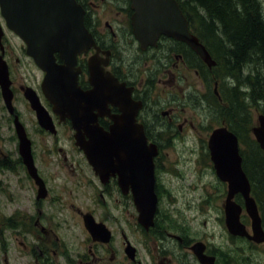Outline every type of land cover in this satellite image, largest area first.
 Masks as SVG:
<instances>
[{
    "label": "flooded vegetation",
    "instance_id": "obj_1",
    "mask_svg": "<svg viewBox=\"0 0 264 264\" xmlns=\"http://www.w3.org/2000/svg\"><path fill=\"white\" fill-rule=\"evenodd\" d=\"M126 1L128 2V8L123 17L126 19L127 25L125 27L123 24V30L126 31L127 37L135 44V51L144 56L142 68L136 71L121 59L116 60L115 46L107 42L104 31H100L98 22L90 16V8L85 1L77 0L84 10V26L94 43L91 48L77 56L76 68L80 70L77 75V86L83 92L92 90L89 69L92 66L91 58H95V68L103 76L112 77L119 84H124L125 88L130 89L132 101L141 103L134 122L143 129L146 139V147L144 148L153 150L152 147L155 146L156 153L149 154L151 151L142 153L144 154L143 157L125 162L124 164L128 166V170L121 171L118 168L112 172L109 169L110 167H106L102 175L96 174L84 153L75 146V131L72 128L71 119L68 117L61 119L60 115H56L52 111V105L44 98L41 91L43 74L40 80L42 96L37 94L33 87L30 88L35 91L42 106L51 116L55 132L51 133L41 127L39 132L56 137L60 132L70 131L75 151L61 154L48 152L37 155L33 148L32 139H30L20 120L19 112L13 105L15 94L13 81H11L13 113H9L7 110L8 116L13 126L14 119L17 117L24 127L27 138L31 143V155L35 171L44 186V196H41L39 185L28 174L19 155V142L17 141V163L23 176L32 184L34 189V199L31 201L32 210L26 211L23 209L21 217L22 228L19 245L24 252L25 263L230 264L232 259L229 253L210 243L204 233H197L196 236L192 237L190 235L191 231L185 228L184 223H174L170 219H163L160 216L161 206L170 205V202H172L171 205H176V198L168 194L169 182L174 181L176 183L185 180L187 173L194 175L193 182H197L200 179L198 174L201 168L200 161L197 158L185 159L176 155V151L170 157L169 144L174 138L178 139L179 136H173L172 138L168 136L166 141L159 136L166 128H177L179 132H182L187 123L192 125V119L177 114V109L170 102L165 108L156 107L151 97L152 94H150L154 82H160L167 88L172 85L170 79L174 83L176 78L180 79L178 73L190 70L199 77L203 86L207 87V79L215 76L216 62L214 66L208 67L185 43L165 36H159L155 46L141 49L132 33L131 16L133 11L130 8L129 0ZM106 26L110 29L111 36L114 37L115 34H113L111 26L109 24H106ZM211 59L215 61L212 56ZM57 62L61 63L58 59ZM133 65L137 66L135 62ZM156 74L162 75L158 81L155 77ZM25 89V85H21L19 88L22 94ZM212 92L214 97H217L215 88ZM176 107H178L177 104ZM103 112L104 114L100 115V110L93 109L92 114L96 117L94 124L108 131L113 124L111 117L120 115V112L117 107L111 104H107ZM212 113L214 112L210 111V115ZM89 125H92V123ZM221 126L227 128L224 122L216 128ZM85 140H88L86 135ZM205 143L210 173L225 190L226 198L227 185L216 176L213 163L210 160L207 140ZM6 155L7 152L0 151V162L6 159ZM150 155L152 156L150 163L152 174L149 171L148 157ZM52 157V161H49ZM4 164L5 162H1V165ZM113 164L117 165L116 162ZM50 166H54L57 175L60 173L62 176V185L57 194L59 198L56 197V192L49 183V177L53 176L54 173L51 174L47 170L46 172L43 170V168H49ZM150 185L157 200L153 219H138L136 204L138 202L145 205L147 197H144L143 193L149 191ZM199 185L198 182L189 186L197 188ZM69 186L80 188L81 191L72 196V193L67 189ZM176 186L181 190L183 189L181 183H176L174 187ZM208 186L214 187L213 182H209ZM74 200L76 205L73 203ZM237 200L242 202L240 196L237 197ZM196 201V199H193V205L186 208L196 213ZM200 201L201 198L199 203ZM122 205L133 210L131 215L133 219H121ZM182 207H185V205L182 204ZM221 213H224V209L221 210ZM14 215H11V217ZM199 217L200 214L194 219L198 222L201 220L198 219ZM216 220L222 226L226 235L223 244L220 246L227 247V244L232 246L233 238H239V240L241 239L255 246L264 245V243L254 244L245 237H234L228 232L224 217ZM241 222L250 234L251 231L244 223L245 220L241 219ZM206 223L205 220L202 222L203 227H206ZM213 234L212 231L209 235L212 236Z\"/></svg>",
    "mask_w": 264,
    "mask_h": 264
},
{
    "label": "water",
    "instance_id": "obj_2",
    "mask_svg": "<svg viewBox=\"0 0 264 264\" xmlns=\"http://www.w3.org/2000/svg\"><path fill=\"white\" fill-rule=\"evenodd\" d=\"M129 1L133 11L132 33L141 49L155 46L158 37L165 36L185 43L208 67L215 65L206 47L189 31L188 22L176 0ZM0 15L6 28L25 44V54L44 74L41 83L44 98L61 119H71L75 146L84 153L96 174L102 175L106 167H110L112 172L118 168L121 171L128 170L125 162L143 157L142 153H156L155 146L153 150L144 148L146 139L143 129L134 122L141 103L132 101L130 89L125 88L124 84H119L112 77L103 76L95 68V58H91L92 66L89 69L92 90L83 92L77 86V75L80 72L76 68L77 56L94 43L83 24L84 11L76 0H0ZM2 37L0 26V91L6 109L13 113V93L8 67L3 59ZM23 95L35 113L38 125L54 133L51 116L35 91L27 87ZM107 104L117 107L120 115L111 117L113 124L105 131L94 124L96 117L92 112L93 109L100 110L99 114L103 115ZM14 127L19 142V155L28 174L39 185V193L44 196V186L33 165L31 143L17 117L14 119ZM250 131L264 155V114L256 116V124ZM207 148L216 176L227 185L223 209L228 232L256 244L264 243L262 218L251 196L250 181L242 168L237 136L225 126L218 127L210 133ZM151 157H148L150 174ZM237 195L242 198L243 206L235 201ZM143 196L147 197L145 205L136 204L138 219H153L157 200L151 185ZM243 212L250 220L251 234L241 222Z\"/></svg>",
    "mask_w": 264,
    "mask_h": 264
},
{
    "label": "rangeland",
    "instance_id": "obj_3",
    "mask_svg": "<svg viewBox=\"0 0 264 264\" xmlns=\"http://www.w3.org/2000/svg\"><path fill=\"white\" fill-rule=\"evenodd\" d=\"M89 6L92 19L98 22L100 31H104L105 39L108 43L113 44L116 48V60H122L124 63L130 65L134 70L139 71L142 68L144 56L135 51V44L127 37L126 31L123 30V24L127 25L126 19L123 15L128 8L126 0H83ZM264 14V0H259ZM106 24L111 26L114 37L111 36L110 29ZM0 26L3 31L2 46L4 49L3 59L5 60L10 80L13 81L14 94L13 105L19 112L20 120L23 123L30 139L33 142V148L37 155L41 153L54 152L55 154L70 153L75 151L73 139L70 131L66 130L64 133L58 134L56 137L50 136L40 131V126L37 123L35 114L31 110L29 103L24 98L19 90L21 85L26 87H33L37 94L40 92V80L43 73L34 65L24 52V46L21 40L11 33L5 27L4 20L0 15ZM130 42V43H129ZM136 63V67L133 63ZM215 71V70H214ZM244 73V72H243ZM180 79L176 78L174 83L171 81L167 88L160 82L153 83V89L150 90L152 99L156 107H167L168 103H172L175 107L176 113L180 116H186L192 119V125L187 123L183 127V131L179 129H164L160 133V137L165 141L169 136H179L174 138L169 144L170 157L176 151L181 157L198 159L200 161V179L194 181V175L187 173L185 180L177 181L176 183L183 184V189L175 186V182H169L168 194L176 198V205H164L160 208V216L163 219H170L174 223H184L185 228L191 231V236H196L197 233H204L208 241L217 245L221 250L228 252L231 256L232 262L230 264H264V245L255 246L248 244L239 238L232 239V246L227 244V247L220 246L223 244L226 237L222 226L216 219H223L224 213L222 205L225 199V190L219 184L214 176L210 173L208 165V157L206 155V143L208 134L212 129L219 126L222 122L226 124L229 122L234 130H236L245 145H240V151H246L249 148L248 144L252 140L255 142L250 128L256 124V116L259 113L256 106L248 104L246 100V112H234V104H225L222 102V94L231 96L232 88H238V95L240 92L247 96L248 91L243 87L249 85L244 81V75H238L236 72H227V70L215 71L213 78H208L207 87H204L199 77L193 71H186L178 73ZM157 81L161 74L155 75ZM165 77V76H164ZM217 92V97H214L213 90ZM189 90V91H186ZM252 91H250L251 93ZM234 103V102H233ZM176 104L178 107H176ZM210 111H213L210 115ZM247 115V120L241 119ZM210 115V116H209ZM9 138V139H8ZM17 138L14 132V126L9 119L8 111L4 105L0 92V151L7 152L6 159L1 160L5 162L1 165L0 162V264H26L24 252L21 250L20 237L23 215V209L26 211L32 210L31 201L34 199V189L32 184L23 176L22 170L17 163ZM257 144V143H256ZM53 157L49 159L52 161ZM210 163V162H209ZM48 168V167H47ZM43 168L44 172L51 173L50 186L56 192V197L59 198L58 191L62 185V176L56 172L54 166L48 169ZM258 168V170H257ZM264 169V166H263ZM256 176L260 178L258 172L260 168H254ZM262 170V168H261ZM264 175V174H263ZM261 179V178H260ZM199 187L189 186L193 183H198ZM209 182H213V186H208ZM261 182L257 183L260 187ZM67 189L75 196L80 188L67 187ZM196 191V192H195ZM195 196V198H194ZM201 201L199 203V199ZM193 199H196V213L186 208L193 205ZM75 205V200L73 202ZM182 204L185 207H182ZM17 213L16 215H14ZM20 214V216H19ZM133 210L122 205V218L133 219ZM200 214L196 221L194 219ZM11 215H14L11 217ZM19 216V217H18ZM206 221V227H203L202 222ZM245 224L250 231V220L246 215L244 217ZM264 227V221H263ZM213 235L210 236V232ZM211 237V238H210Z\"/></svg>",
    "mask_w": 264,
    "mask_h": 264
},
{
    "label": "trees",
    "instance_id": "obj_4",
    "mask_svg": "<svg viewBox=\"0 0 264 264\" xmlns=\"http://www.w3.org/2000/svg\"><path fill=\"white\" fill-rule=\"evenodd\" d=\"M189 22L192 33L205 45L216 62L217 70H227L244 75L248 83L240 92L245 99H239L238 88H232L231 96L222 94V102L234 104V112H246V100L249 108L253 105L264 114V14L259 0H177ZM252 51V52H251ZM226 67V68H225ZM244 72V73H243ZM234 102V103H233ZM237 115V114H236ZM241 119L247 120V115ZM243 120V119H242ZM245 145L240 134L229 122L225 124ZM251 129V128H250ZM249 148L241 151L243 170L251 183V195L254 197L261 218L264 219V155L256 142L252 140ZM259 167V177L255 178L254 168ZM262 168V170H261ZM258 170V168H257ZM262 184L260 187L257 183ZM238 197V196H237ZM236 197V202H239Z\"/></svg>",
    "mask_w": 264,
    "mask_h": 264
},
{
    "label": "bare ground",
    "instance_id": "obj_5",
    "mask_svg": "<svg viewBox=\"0 0 264 264\" xmlns=\"http://www.w3.org/2000/svg\"><path fill=\"white\" fill-rule=\"evenodd\" d=\"M252 52V51H251ZM226 68V67H225Z\"/></svg>",
    "mask_w": 264,
    "mask_h": 264
}]
</instances>
